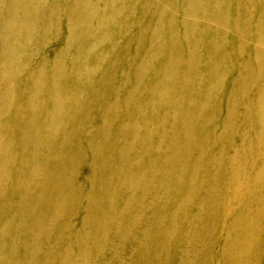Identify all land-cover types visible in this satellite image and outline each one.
Listing matches in <instances>:
<instances>
[{
  "label": "bare ground",
  "instance_id": "bare-ground-1",
  "mask_svg": "<svg viewBox=\"0 0 264 264\" xmlns=\"http://www.w3.org/2000/svg\"><path fill=\"white\" fill-rule=\"evenodd\" d=\"M249 1L248 33L239 0H0V264L18 232L30 254L41 218L67 224L77 190L65 180L94 143L80 220L113 227L128 181L118 264H260L264 145L239 182L229 128L242 96L264 108V0Z\"/></svg>",
  "mask_w": 264,
  "mask_h": 264
},
{
  "label": "rangeland",
  "instance_id": "rangeland-1",
  "mask_svg": "<svg viewBox=\"0 0 264 264\" xmlns=\"http://www.w3.org/2000/svg\"><path fill=\"white\" fill-rule=\"evenodd\" d=\"M239 1L246 10V12L242 15L243 24L246 27L245 30L248 33L252 32L251 18L255 15L256 5L252 6L253 3L250 4L249 0ZM246 44L247 43L244 44L243 48H246ZM32 65H30V67ZM231 87L233 88L234 85ZM241 99L242 101L240 106L237 107L235 117L229 126L233 135L232 138L235 141V151L238 152L240 156V162L238 164L241 166V177L238 179L239 182L247 181L248 177L257 171V165L262 159L261 149L264 145V108L261 110L260 106L255 103L256 108H254L253 111L249 110L247 109V106H245V104L249 105V98L242 96ZM222 115L223 114L221 113L219 114L215 124L217 123V125H223L224 119ZM86 123V121L81 122V126H85ZM98 127L99 126L95 125L89 126L88 132L92 133ZM250 145H253V147L249 149ZM82 146L84 151H86L88 148L87 143ZM96 147L95 143L89 147V153H87V151L85 152V155L88 156L87 159H84L81 167H79V170L77 169L65 180L67 182V186L70 188V191L77 190L72 199L73 205H70L65 209V215L69 217L67 224L61 228H58L57 225L51 227L49 225L50 221L41 218V226L44 232L41 235L39 234L40 236L34 238L35 242L32 243L30 254L29 252H26L24 253L25 255H21L22 248L20 246L23 243L21 242L23 232H18L19 238L17 239L15 254L11 259V264H17L19 261H22L21 264H112L111 262H116L118 264L120 261H125V258L123 257V255H125L123 254L124 252L121 254L120 252L115 254L113 251L114 248H117L118 250L123 248L124 251L128 249V246H125V238L122 236L117 239L116 237L119 227L126 223L123 208L126 195H128L129 192L127 180L120 187V193L117 196L116 204L114 206V210L112 211V216L114 214L113 217L116 220L113 227L111 225L108 229H105L102 232H95L94 229L91 228L92 225L85 226L83 221L80 220L81 216L84 214V209L87 206L89 207V199L92 201L95 200L92 195L96 191V186L94 187L92 181L89 180V175L91 174L90 166L95 165V161L91 159L94 156L93 153H95ZM231 164L232 163L230 161H227V166L232 167L230 166ZM216 187H220V189L225 188L223 184L216 185ZM102 193L104 195V192ZM227 195L233 198L234 204L230 206L231 208L229 211L231 213L237 212L239 208L242 207V200L240 199L243 196H240L238 193L232 194V192ZM244 195H246V192ZM102 202L96 203V207L106 208V202ZM74 207L79 208L77 210ZM191 211H196V209L191 208ZM126 229L127 228H124L123 232H125ZM128 233L129 231L127 234ZM96 237L101 242L100 244L94 246L92 244V240H95ZM216 237L218 238V232ZM213 238H215V235L211 239ZM79 243H82V246L80 245L81 247L78 246ZM209 244H212V248H214L218 245V241L211 240ZM166 264H173L171 258L167 260ZM260 264H264L263 256L261 257Z\"/></svg>",
  "mask_w": 264,
  "mask_h": 264
}]
</instances>
